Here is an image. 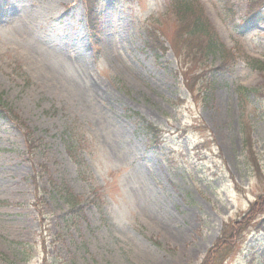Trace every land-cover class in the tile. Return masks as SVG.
I'll list each match as a JSON object with an SVG mask.
<instances>
[{"label":"rangeland","instance_id":"1","mask_svg":"<svg viewBox=\"0 0 264 264\" xmlns=\"http://www.w3.org/2000/svg\"><path fill=\"white\" fill-rule=\"evenodd\" d=\"M195 1L236 56L224 71L211 54L201 73L170 0H0V98L15 115L0 117V264H199L264 200V72L237 58L264 60V24L242 22L264 0ZM71 124L91 147L82 169ZM257 228L223 264H264Z\"/></svg>","mask_w":264,"mask_h":264},{"label":"trees","instance_id":"2","mask_svg":"<svg viewBox=\"0 0 264 264\" xmlns=\"http://www.w3.org/2000/svg\"><path fill=\"white\" fill-rule=\"evenodd\" d=\"M223 1L227 3L228 0ZM228 8L230 10V6ZM170 11L174 14L178 24L177 35L186 45L187 50H189L188 52L192 54L194 63L198 65L201 73H205L204 67L201 68L200 66L203 65V59L211 54L221 56L223 61L220 66L217 67L221 71H224L227 67L226 65L229 64V62L227 63L228 58L236 60V56L234 57V54L231 53L230 50L227 49L220 41L216 30L212 27L209 20L205 16L202 7L195 0H170ZM87 15L90 17V21H92L91 16L93 15V6L90 5V2L89 5L87 4ZM242 22L244 23L243 25L250 22H260L264 24V6H260L249 12ZM92 24L93 23H91V25ZM234 27L240 29L243 26L240 23H234ZM151 37L152 38L148 41L149 46L154 48H163L162 44L158 41L157 35L153 36L151 33ZM186 56H188L187 52ZM237 58H242L243 61H246L247 66L251 69L264 72V60L248 57L247 55L242 54L240 50H238ZM240 89L246 93L254 92L256 95L260 93L256 90V88L246 89L244 87H240ZM258 96L264 99V94H259ZM133 115L136 117V121L140 124V127L148 136L149 140L153 142L160 138L162 132L159 127L145 121L142 117L137 115V113H133ZM0 117L15 118L12 108L1 98ZM66 133L67 134L64 139L66 153L71 161L75 163L78 168L82 169L85 164L83 152L90 150V144L84 137L82 131L74 124H71L68 127ZM26 140H29L28 135H26ZM244 149L246 150L245 145ZM248 151L251 155L253 154L252 147L250 145L248 146ZM252 166L254 170L258 172L256 159L253 156ZM50 190L68 204L70 213L80 210L79 208H76V198L72 196L66 185L51 183ZM263 203V198H258L254 203L250 204L247 212L241 216L239 220L225 223V225L222 226L216 241L209 248L199 264H223L226 258H228L232 252L235 251L234 247L238 241L237 239L240 238V235L248 226L255 228L256 225H259L260 230H262V228H264V222L255 220L257 214H262L264 211ZM259 228L256 230H259Z\"/></svg>","mask_w":264,"mask_h":264}]
</instances>
